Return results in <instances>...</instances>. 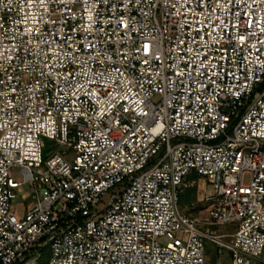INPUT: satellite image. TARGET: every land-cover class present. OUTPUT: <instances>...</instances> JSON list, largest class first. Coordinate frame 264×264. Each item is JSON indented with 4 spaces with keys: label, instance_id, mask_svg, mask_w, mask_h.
Returning <instances> with one entry per match:
<instances>
[{
    "label": "built area",
    "instance_id": "2783aa9c",
    "mask_svg": "<svg viewBox=\"0 0 264 264\" xmlns=\"http://www.w3.org/2000/svg\"><path fill=\"white\" fill-rule=\"evenodd\" d=\"M205 241L264 264V0H0V264H206Z\"/></svg>",
    "mask_w": 264,
    "mask_h": 264
},
{
    "label": "rangeland",
    "instance_id": "374dc122",
    "mask_svg": "<svg viewBox=\"0 0 264 264\" xmlns=\"http://www.w3.org/2000/svg\"><path fill=\"white\" fill-rule=\"evenodd\" d=\"M45 147L43 149V158H47L51 152L54 150V146H53V142L47 138L43 139ZM162 153V152H161ZM161 153L157 154L156 156H154L152 159H150V161L146 164V166L144 167V169H142L141 171L138 172V174L140 172H142L143 170L149 168L152 164H154L161 156ZM72 156V153L67 155V158ZM12 176L13 178L18 181V182H23V177L22 175L19 173L18 169H15L12 171ZM207 190L206 191H213V186L206 183V185L204 186ZM22 192L19 194L20 196H26L27 194L31 193L30 189L28 188L27 184L22 185ZM188 189V188H187ZM185 190L183 193V209H185L188 213H190L191 215L196 214H205V211L208 210L209 205H202V204H197V202H194L192 205H188L185 206L186 203L188 202H193V194L190 193L188 190ZM111 191L107 192L103 197H102V203H105L110 195H111ZM20 196H18L12 203L13 207L15 208V210L18 212V214L22 213L24 207L31 201L30 198H27L25 200H23ZM234 231L233 226L231 225H225V226H220L217 229V232L222 234V233H231ZM223 241L225 242H230L231 238L227 237L224 238ZM205 247H206V264H229V253L226 250H222L221 254L218 256L216 254V247L210 243L209 241H205ZM49 258V249L48 247H45L42 251V263H45ZM261 258L264 259V249L261 255Z\"/></svg>",
    "mask_w": 264,
    "mask_h": 264
},
{
    "label": "crops",
    "instance_id": "0c3cea01",
    "mask_svg": "<svg viewBox=\"0 0 264 264\" xmlns=\"http://www.w3.org/2000/svg\"><path fill=\"white\" fill-rule=\"evenodd\" d=\"M188 183V186L184 189V191L187 189V188H191V187H195L196 188V191H195V194H193L194 198H193V202H188L185 204V206L188 207V205H192L194 202H197V204H202V205H209V203H205L203 202V198L205 195L207 194H210L212 192H208L206 191L207 189L204 187L206 185V181L203 179V178H200V177H197L196 175L194 174H189L186 179H185ZM183 191V193H184ZM180 205H181V208L183 209V196H182V199H180ZM186 213H188L185 209H183ZM206 213V211H205ZM190 214V213H188ZM191 215V214H190ZM194 216H201V214L199 215H196V214H193ZM203 215V214H202ZM232 233V232H231Z\"/></svg>",
    "mask_w": 264,
    "mask_h": 264
},
{
    "label": "trees",
    "instance_id": "16d2710c",
    "mask_svg": "<svg viewBox=\"0 0 264 264\" xmlns=\"http://www.w3.org/2000/svg\"><path fill=\"white\" fill-rule=\"evenodd\" d=\"M190 193L195 194L196 188L195 187H191L187 189ZM183 193L180 195V199H182Z\"/></svg>",
    "mask_w": 264,
    "mask_h": 264
}]
</instances>
